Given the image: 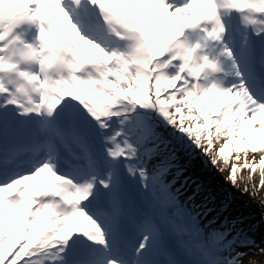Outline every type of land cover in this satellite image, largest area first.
I'll return each mask as SVG.
<instances>
[{"label":"bare ground","instance_id":"1","mask_svg":"<svg viewBox=\"0 0 264 264\" xmlns=\"http://www.w3.org/2000/svg\"><path fill=\"white\" fill-rule=\"evenodd\" d=\"M192 3L193 0H188L186 5L184 4L176 8L175 6L159 4L152 0H138L135 4L136 16L134 20L129 19L125 24L117 21L111 22L114 24L113 27H108L104 32L96 33L93 37L90 36L92 38L90 41H87V47L90 49L91 57L102 58L106 62L111 61L112 56L117 57L116 62L112 66L111 64L106 65L107 70L110 68L113 69L120 64L126 66L125 72L120 69L117 74L113 75L108 74L107 70H105L102 79L95 85L91 93L94 101V110L87 109V103L79 101L80 108L77 111L89 113L94 117L104 118L107 124H103L102 122L97 124L101 127L103 133L109 128H113V136L107 145H105L107 148L110 147L111 151L108 155H105L102 166V169L105 168L108 170L107 175L102 180L109 184L115 193L114 195L118 194L120 196L118 198L115 196L112 197L110 199L111 202L120 209V205L123 206L124 203H118L117 200L121 198L123 202L124 199L127 200L129 197L125 189L118 193L115 192L121 177V172L126 175L127 180L132 182V186H135L137 179H141L142 185L148 190V196L151 201L148 204L151 209L146 218L143 239L136 240L142 243V248L137 251L132 243L119 244L117 242L115 226L112 222L107 221V223L102 224L105 220L84 214V197L93 189V184L91 183L96 179H101L98 174L100 167L97 164L89 166V170L84 171L85 173L82 171L79 173V177L74 182L72 181L74 183L72 190L53 191H59L57 194H61L62 198L67 199L70 205H72L73 210L69 214H65L63 209L52 201L51 196L47 197L48 193H52L50 186L48 184L44 186L40 185L44 179H48L46 176L49 175V179L54 176L57 157L55 150L50 144H43L41 149L35 151L29 158V160L35 161L37 157H40L39 162L35 161L32 164L34 166L32 173L25 176H16L14 180L10 179L4 187H0V260L6 259L10 255L5 264H66L64 259L56 258L55 253L39 252V247L45 246L48 240H53L56 237L60 240H67L66 235L71 228H75L78 232L73 236L74 238H78L79 234L82 233L84 241H101L105 243V252L100 257L93 256L89 264H159V260L156 259L157 257L162 258V260L166 259V262H168L175 255L186 254L187 251L185 248H190L191 245L195 244L192 243L194 238L189 241L184 237L185 235L178 234L185 232L190 227L191 221L189 220L174 226L175 223L168 224L169 222L161 220L162 218L160 216L155 219V222L161 220V227L157 229L151 226L152 221H150V215L161 212L169 207V204L168 202L163 203L161 199L155 201L154 195L156 194V187L161 191L163 188H159V181L157 179L151 178V175H153L151 170H147L145 165L141 164L139 166L133 161L136 148L133 144H136L138 147L140 144L141 147V142L145 143L149 141L150 144L146 146L149 151L144 153V155L146 160H155L153 161L155 174L164 177L163 180L165 181L167 177L172 175L169 168L167 170L159 164L170 162V158L165 154L167 152L164 149L157 150L156 141H154L151 130L153 127L144 123L147 112L152 111L149 100L139 95H132L130 97L133 101H137V106H141L139 109L141 110L142 108L144 112H135L132 118L134 121L127 124L128 120L126 117L128 113L125 111L126 108L122 105L121 101L115 99L117 96L112 98L110 92L112 89L105 84V80L108 78L116 82L122 81L120 91L126 83L125 85L128 87H138L140 92H148L149 97L150 95L158 97L166 92H175L174 86L177 92L184 91V87L189 84L185 80V77H189L192 74L183 76L180 74L182 66H175V64L182 63L183 58L187 57L192 51L193 44L185 38L184 42L177 43L170 49L167 47L170 41L177 37V33L187 29L188 23L190 22L189 19L193 16ZM256 10L258 14L264 15V0H255L253 6L254 14ZM255 18V15H251L247 21L257 23L258 27L255 29V35L257 36V32L261 34L264 30V19L263 21H255ZM224 25L225 21L222 24H218L217 28H222ZM124 40L128 44L126 48L122 49L120 43ZM104 42L107 43L105 47ZM164 55H166L165 60H163ZM26 56L38 60L37 54L30 49L27 51ZM196 59L197 64L194 63L192 67L195 69V66H197V70L205 59L203 57H197ZM236 62L237 60L229 52L227 59L221 64L225 78L216 80L212 84L208 82L204 84L208 86L207 90L209 91V99L207 102H200L204 95L199 98L198 92L196 94H191L190 91L187 92H190L189 98H195L194 102H200L199 107H205L211 101V103H214V99L219 96L220 99L214 103V111L210 113L211 115L209 117L207 115L202 117L199 112L197 116L202 120L203 126L207 127L210 121L213 122L218 120V118L231 115L230 119L224 122V128H220L216 132L215 137L223 140V131L234 127L240 131L239 133L232 131L235 142V151L233 154H241L240 149H252L256 151L261 148L263 151L264 103L258 101V97L264 99L262 88L258 87L259 89L256 92L248 90L246 79L248 78L250 80L253 78L257 81L256 83H258V80L256 78V70L251 67V61L247 53L240 60L241 66ZM262 62L263 67L264 55ZM33 64L34 66L28 74L39 79L40 67H36L35 63ZM161 68L165 71H161ZM128 75H134V79L132 78L131 80ZM212 78H214L213 75H211ZM92 83L85 82L82 84V91L85 92L86 86ZM204 85L198 86L197 90L199 91V87H203ZM2 86L3 84L0 83V94L5 91ZM191 91L194 92L192 86ZM68 96L75 97L73 92L68 93ZM157 105L156 112L157 114H161L163 112L162 107L159 104ZM107 111L108 113H106ZM46 115L49 116L51 113L47 112ZM111 115L118 116L117 121H110L109 117ZM231 120H236L237 123ZM49 122L50 118L47 121L45 131L50 126ZM259 126L263 127V132L259 130ZM246 131L248 134L256 135L258 139L256 136H249L248 134L245 137ZM115 132H118V136L119 134L123 136L122 141L115 138ZM131 133L135 134L134 138L130 136ZM240 134L243 135L242 138L235 137ZM250 138H254L255 141H252ZM124 146L126 159L125 161H120L117 156L122 151L121 147ZM153 151L158 153L152 156ZM251 156L252 154L250 153L246 155V158L248 159ZM88 158V162H90V157ZM256 166L257 161H252V167L255 168ZM172 167L175 168L174 166ZM145 170L149 175L146 174ZM178 173H182L181 175H183L184 171L177 170L174 174L178 176ZM190 174L196 178V173ZM178 183L183 188L179 194H177L178 189H173V193L170 195L174 198V202L179 200L178 198L180 196L183 201L182 203H185L192 213L199 215L194 218V222L195 219L201 220L210 217V222L207 225H211V229H208V227H202L201 229V234L204 235L203 237L207 241H204L200 246L198 245L196 254L190 261L183 259V263H190L194 260L192 264H199L200 260L204 259L208 261V264H263L256 258L245 257L248 253V248L253 245L252 243L255 241L256 236H248L241 233L236 223H232L231 227H229V224L219 225L224 220L222 216L225 217L227 212L212 204H204V201L198 198L195 189H192L185 180H179ZM19 187L22 189L18 192L16 200L5 204L1 203V196L3 194L15 192ZM75 191L76 194L74 195ZM3 205L6 206L5 211L1 209ZM28 209H31L30 213H28ZM26 223H28V228L25 226ZM227 226L229 227V231L224 233L223 229H226ZM49 231L51 232L49 233ZM225 234L231 237L229 243H221V239ZM40 236L42 237L41 242L39 246H36ZM171 238L174 240L171 253H165L162 249L163 240ZM208 245L216 251L214 257L209 253L203 252ZM66 249L70 248L65 246ZM129 252L131 253L129 261L124 259L120 261L117 257L119 253L123 257H126L125 255ZM148 253L149 258L147 256ZM224 253H227V256L231 254L233 256L222 258L221 256ZM25 257H29V260H25ZM166 262L164 264H167Z\"/></svg>","mask_w":264,"mask_h":264},{"label":"rangeland","instance_id":"2","mask_svg":"<svg viewBox=\"0 0 264 264\" xmlns=\"http://www.w3.org/2000/svg\"><path fill=\"white\" fill-rule=\"evenodd\" d=\"M106 44L104 42V47ZM120 65H117L115 70L122 69L125 72L126 66ZM128 76H130L131 80L132 78L134 79V75ZM105 84L109 87L110 82ZM113 84L115 86L110 91L112 98L117 96L115 99L121 101L126 108L125 111L128 113L126 117L128 120L127 124L134 121L132 118L135 112H144L142 108L141 110L139 109L141 106H137V101H133L130 97L139 95L149 100L152 111L147 112L144 123L153 127L151 130L154 141H156L157 150L164 149L167 152L165 154L170 158V162L159 164L166 169L169 168L172 176L167 177L165 181L163 180L164 177L155 174V167L153 166V161L155 160H146L144 155V153L149 151L146 147L150 144L149 141L145 143L140 141L141 147L140 144L139 147L133 144L134 147L136 146L133 161L139 166L143 164L147 170H151L153 172L151 178L157 179L159 188H163L161 191L156 187V194L154 195L155 201L161 199L163 203L168 202L169 204V207L163 210L166 215L161 220L169 222L168 224L175 223L174 226L186 220L191 221L190 227L185 232L178 233L182 236L185 235L184 237L189 241L194 238L192 243L195 244L191 245L190 248H185L186 251H193L195 247L198 248V245L200 246L204 241H207L203 237L204 235L201 234V229L202 227L211 229V225H207L210 222V217L201 220L195 219L194 222V218L199 215L192 213L189 207L182 203L180 196L179 200L174 202V198L170 194L173 193V189L179 190L177 194L182 192L183 187L178 183L179 180H185L192 189H195L198 198H201L204 204H212L227 212L225 217L222 216L224 220L219 225L229 224V227H231L232 223H236L241 233L248 236H256L245 257L256 258L260 263L264 264V141H262L263 151L261 148L256 151L240 149L241 154H233L235 142L232 131L235 133L240 131L234 127L231 128L232 130L226 129L223 131V140L215 137L216 132L220 128H224V122H227L231 115L218 118V120L213 122L210 121L208 126L204 127L197 113H201L202 117H205V115L209 117L210 113L214 111V103L220 99L219 96L214 99V103H211V101L207 106L199 107L198 109L194 102L195 98H189L191 89L187 87L181 92H177L174 87L175 92H166L158 97L150 95L149 97L148 92H140L138 87H128L125 85L126 83L120 91L122 81H113ZM206 88L207 86H204L202 90H196L194 93L191 92V94L198 92L199 98H201L203 93H208ZM202 100L203 98H201ZM258 101L264 103L262 97H258ZM157 104L162 107L163 112L161 114L156 112ZM231 121L237 123L236 120ZM259 130L262 131L263 127L259 126ZM247 134L248 132L246 131L245 137ZM248 135L256 136L251 133ZM130 136L134 138L135 134L131 133ZM235 137L242 138L243 135L240 134ZM256 138L258 139L257 136ZM250 139L255 141L254 138ZM240 141L243 142L242 139ZM121 148L122 151H125V146ZM152 153V156H155L154 154L158 152L153 151ZM250 153L252 156L247 159L246 155ZM252 161H257L255 168L252 167ZM177 170L184 171V174L178 173V176H176L174 173ZM190 173H196V178ZM146 174L148 173L146 172ZM229 227L227 226L226 229H223V232L227 233ZM230 240L231 237L225 234L221 239V243H229ZM205 248L203 252L209 253L213 257L216 255V251L210 248L209 245ZM226 256L227 253H224L221 257L224 258ZM232 256L233 254L227 257ZM200 264H208V261L202 259Z\"/></svg>","mask_w":264,"mask_h":264}]
</instances>
